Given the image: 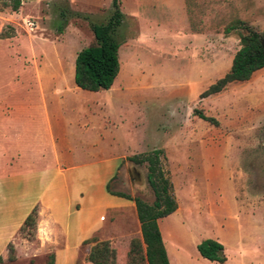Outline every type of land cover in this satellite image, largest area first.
Returning <instances> with one entry per match:
<instances>
[{
	"label": "rangeland",
	"instance_id": "obj_1",
	"mask_svg": "<svg viewBox=\"0 0 264 264\" xmlns=\"http://www.w3.org/2000/svg\"><path fill=\"white\" fill-rule=\"evenodd\" d=\"M54 2L87 18L69 17L58 29ZM117 2L123 14L117 75L109 89L85 91L73 84V59L92 41L90 23L104 22L110 0H20L16 11L7 6L9 0H0L1 237H11L29 204L45 197L46 185L52 184L45 172L54 184L62 176L88 178L103 156H118L105 182L108 191L151 203L145 164L126 158L159 148L176 202L173 213L157 219L164 242L179 253L171 249V259L217 264L202 259L195 248L211 238L222 244L228 264H264V67L246 81L199 98L227 71L238 48L236 32L225 33V26L241 19L264 31V0ZM57 97L68 100L62 109L55 108ZM83 106L85 116L92 115L91 125L71 124L66 137L71 147L79 142L84 151L61 150L70 158L57 160L48 132L61 131L56 122L72 121L70 107ZM93 133L100 136L92 150L95 162L88 144ZM25 172L33 177L25 178ZM96 213L104 226L132 227L109 243L115 264H126L131 241L140 240L135 210L132 218L108 215L102 206ZM41 229L38 218L32 238L17 229L3 250L0 246V264H45L51 253L38 237L44 235Z\"/></svg>",
	"mask_w": 264,
	"mask_h": 264
},
{
	"label": "trees",
	"instance_id": "obj_2",
	"mask_svg": "<svg viewBox=\"0 0 264 264\" xmlns=\"http://www.w3.org/2000/svg\"><path fill=\"white\" fill-rule=\"evenodd\" d=\"M19 5L20 0H9L7 4L12 11H16ZM53 6L57 7L60 18L58 29H61L69 17L87 18L86 14L73 11L67 5L59 6L54 2ZM122 19L123 14L118 8L117 0H110V8L104 22L90 23L92 41L79 49L73 59L72 80L76 88L85 91L110 88L119 68L117 50L121 39L117 31ZM233 30L238 38V48L232 55L230 66L225 73L199 93V98L216 94L229 83L246 81L254 71L264 67V31L241 19H234L224 28L225 33ZM198 114L202 120L215 123L213 118L202 113ZM161 157L163 158L162 149L156 148L126 158L134 164H145V181L153 195L151 203L121 192H110L105 184L107 193L133 202L139 223L140 240L131 241L126 264H168L157 219L172 213L176 208V202L171 182L161 167ZM36 219L37 207L33 205L18 227L20 232L25 231L26 238L34 236ZM88 241L94 244L89 248L87 261L91 264H115V251L107 240L96 241L90 238L86 242ZM141 244L144 245L143 250ZM195 248L202 258L224 264L226 258L223 254V246L218 241L206 238L199 241ZM8 258L11 259L10 256ZM118 261L120 262L119 258ZM45 264H53L52 254L48 255Z\"/></svg>",
	"mask_w": 264,
	"mask_h": 264
},
{
	"label": "crops",
	"instance_id": "obj_3",
	"mask_svg": "<svg viewBox=\"0 0 264 264\" xmlns=\"http://www.w3.org/2000/svg\"><path fill=\"white\" fill-rule=\"evenodd\" d=\"M204 77L208 80L207 75ZM66 102H68L66 98L57 97L54 100L55 108L62 109V105ZM70 109H72L71 111H73L75 117L72 121L69 118H63L56 122V128L60 126L63 128L61 131L57 129L55 133L57 138H55V134L51 129L48 132L49 147L57 160L61 158H70V154H60L59 152L61 150L67 149L84 151L85 148L84 146H79V142L75 143V147H71L70 140L66 137V133L68 132L67 127L71 124L73 126H77L79 122H81V124L89 122V125H91L90 119L92 115L85 116V106L70 107ZM0 134V139L5 141L3 133L1 132ZM82 141L83 145L86 144L84 139ZM99 141L100 136L93 133V136L88 143L90 145L89 151H91L90 156L93 158L91 162L96 161L94 151L92 150L93 146L100 144L98 143ZM99 147L101 146L99 145ZM3 156L4 152L0 147V162L3 159ZM98 162L100 165L90 171L88 178L80 176V174L62 176L58 178L59 180H57V183L54 184L53 175L50 174L49 177H47L48 172H45L46 180L51 181L52 184L46 185V194L45 197L41 199V202L33 201L29 204V210L34 204L37 203L38 205V229L41 226L42 233H44V235L39 234L38 237L41 239V243H43V245H45V247H47L49 252L52 254L53 264H91L87 261L86 257L89 248L94 244V242H86L88 239L95 238L96 241L107 240L110 244H113V240L115 238L118 239L123 237L132 231L131 226H125L121 229L117 226H104L101 223V221H104V218H102V216H99L98 218L96 217L97 208L101 206L108 211V215L110 212L121 213L129 218L133 217L135 210L134 204L131 200L111 195L105 191L106 179H108L117 166L118 156H116L115 159L111 156H103V158L99 159ZM57 171L60 173V168H58ZM22 176L25 178H29L30 176L33 177L31 172H25ZM87 179H89L90 185L85 186L84 183ZM86 202L89 207L84 211L82 206ZM29 210L20 215L14 231L10 234L11 237L8 236L6 238H2L0 235V246L2 250L4 248V244L9 241L8 239L13 238L14 233L17 231L19 225ZM161 236L162 235L160 234V237ZM161 241L166 253L168 264H181L178 263L176 259L173 261L169 255L171 249H173L175 253H178L176 247H169L164 242L162 237ZM212 262L217 263L216 261ZM187 264L197 263H192L190 260H187ZM224 264H228L227 259H225Z\"/></svg>",
	"mask_w": 264,
	"mask_h": 264
},
{
	"label": "built area",
	"instance_id": "obj_4",
	"mask_svg": "<svg viewBox=\"0 0 264 264\" xmlns=\"http://www.w3.org/2000/svg\"><path fill=\"white\" fill-rule=\"evenodd\" d=\"M26 23H27V26L32 27V23L31 22L27 21Z\"/></svg>",
	"mask_w": 264,
	"mask_h": 264
}]
</instances>
